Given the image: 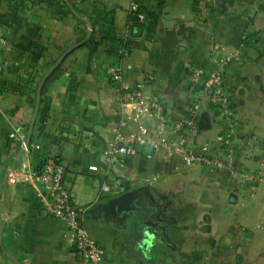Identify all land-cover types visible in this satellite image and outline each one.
Wrapping results in <instances>:
<instances>
[{
  "label": "crops",
  "instance_id": "0c3cea01",
  "mask_svg": "<svg viewBox=\"0 0 264 264\" xmlns=\"http://www.w3.org/2000/svg\"><path fill=\"white\" fill-rule=\"evenodd\" d=\"M90 1L67 0L80 9ZM97 1L113 11L114 43L95 28L94 38L53 68L85 38L89 22L65 0H0V101L7 115L0 119V264H81L65 225L34 200L23 176L33 158L7 138L11 123L27 125L47 156L65 165L72 203L84 210L88 231L104 252L100 264H264V0ZM133 5L157 14L153 28L145 20L127 30ZM122 39L128 51L119 57L110 43ZM228 56L225 90L235 105L237 132L254 138L244 164L261 171L260 183L188 166L176 153L148 159L143 149L122 164L111 162L105 175L88 171L91 164L105 165L120 118L106 65L119 66L126 85L153 72L146 92L186 115L197 95L186 87L185 64L211 70ZM42 100L48 108L40 127ZM201 105L197 143L212 141L220 129L204 98ZM104 183L111 191L101 190ZM119 184L138 190L135 208H155L151 216L163 238L134 227L121 210L99 209L119 193Z\"/></svg>",
  "mask_w": 264,
  "mask_h": 264
},
{
  "label": "built area",
  "instance_id": "2783aa9c",
  "mask_svg": "<svg viewBox=\"0 0 264 264\" xmlns=\"http://www.w3.org/2000/svg\"><path fill=\"white\" fill-rule=\"evenodd\" d=\"M137 9L136 5L131 6L128 16L131 14L143 21L144 14ZM131 24L128 18L127 30ZM127 46L125 39L120 40L115 44V53L124 56ZM229 61V56L219 58L211 70L185 64L186 87L197 95L187 106L186 115L168 110L159 95L146 92V87L155 82L153 72H146L141 81L126 85L119 66L115 63L106 65L105 75L117 90L120 118L106 150L105 165L91 164L88 171L105 175L111 162L122 164L143 149L148 159L162 152L176 153L182 155L188 166L198 164L212 173L222 171L229 178L251 186L260 183L263 180L261 171L249 169L244 164L251 153L254 138L237 132L235 105L225 90V69ZM202 98L208 109L217 115L220 129L212 141L197 143V118L202 110ZM0 119H7L1 101ZM153 125L156 126L151 134ZM6 136L17 144L23 156L32 155V164L23 171L24 179L31 185L39 208L65 225L77 262L100 264L104 252L88 231L84 210L72 203L65 181V165L47 156L43 145L30 137L27 125L11 123ZM101 190L107 193L111 187L104 183Z\"/></svg>",
  "mask_w": 264,
  "mask_h": 264
},
{
  "label": "trees",
  "instance_id": "16d2710c",
  "mask_svg": "<svg viewBox=\"0 0 264 264\" xmlns=\"http://www.w3.org/2000/svg\"><path fill=\"white\" fill-rule=\"evenodd\" d=\"M87 4L88 6L86 9L76 8L74 7L73 3H71V6L72 8L75 9L76 13L80 18H82L83 16L91 24L92 32L89 41L95 37L96 34L94 32V29L96 28L98 32L104 35V37L102 38L103 41L106 42L111 41L114 43V41H112L111 39L114 35L113 11L107 10L106 7L101 2L90 1ZM137 11L144 14V20L138 21V19L135 16L129 14L128 18L129 20L132 21V24L130 25L131 30H134L137 26L144 25L143 23L145 22V20L148 22L147 27L153 28L158 19L157 14L149 10H146L145 8L142 7H138ZM113 43H110V50L115 51V46ZM56 71L52 72V75ZM47 108H48L47 102L43 101V106L38 112V120H39L38 123L40 127H42L43 123L46 120Z\"/></svg>",
  "mask_w": 264,
  "mask_h": 264
},
{
  "label": "water",
  "instance_id": "95a60500",
  "mask_svg": "<svg viewBox=\"0 0 264 264\" xmlns=\"http://www.w3.org/2000/svg\"><path fill=\"white\" fill-rule=\"evenodd\" d=\"M67 2V0H65ZM71 12L75 15H78L76 11L72 8V6L67 2ZM89 24V32L83 38L80 40L77 44L71 46L69 49H67L62 56L56 61L53 68L57 67L62 60L65 58L67 53L71 50L76 49L77 47L84 44L86 41L89 40L91 37V29L92 26ZM138 190L137 189H127L123 185L119 184V193L116 195H113L108 198V200L105 202V204L99 206V209H118L121 210L124 214L127 215L128 218H130L132 225L136 227L138 224L144 226V228H147L148 230L158 234L161 236V238L164 237L162 233V229L159 227V222L155 221L152 216L151 212L155 209L153 207H146V208H135L133 204L131 203L132 199L135 198L137 195Z\"/></svg>",
  "mask_w": 264,
  "mask_h": 264
},
{
  "label": "rangeland",
  "instance_id": "374dc122",
  "mask_svg": "<svg viewBox=\"0 0 264 264\" xmlns=\"http://www.w3.org/2000/svg\"><path fill=\"white\" fill-rule=\"evenodd\" d=\"M93 1H97V0H93ZM97 2H99V1H97Z\"/></svg>",
  "mask_w": 264,
  "mask_h": 264
}]
</instances>
